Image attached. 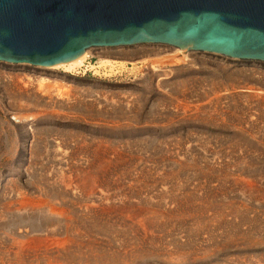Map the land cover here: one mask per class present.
<instances>
[{"label":"rangeland","instance_id":"374dc122","mask_svg":"<svg viewBox=\"0 0 264 264\" xmlns=\"http://www.w3.org/2000/svg\"><path fill=\"white\" fill-rule=\"evenodd\" d=\"M107 49L72 72L0 62V264H264V63L148 44L109 49L160 54L121 65ZM38 75L59 92L35 108L16 80ZM50 226L64 246L20 253Z\"/></svg>","mask_w":264,"mask_h":264},{"label":"water","instance_id":"95a60500","mask_svg":"<svg viewBox=\"0 0 264 264\" xmlns=\"http://www.w3.org/2000/svg\"><path fill=\"white\" fill-rule=\"evenodd\" d=\"M147 44L264 63V0H0V62Z\"/></svg>","mask_w":264,"mask_h":264},{"label":"bare ground","instance_id":"6f19581e","mask_svg":"<svg viewBox=\"0 0 264 264\" xmlns=\"http://www.w3.org/2000/svg\"><path fill=\"white\" fill-rule=\"evenodd\" d=\"M148 45V44H147ZM106 48H108L107 50H106V52L104 53L105 54V59L103 58L102 59V62H104V63H118V64H126V62H129V61H133L134 59L136 60V59H142V60H146V59H149V57H153L154 58V56H156V55H160L159 53H157V52H155V51H140V50H138L139 52H130V51H119V50H111V51H108L109 49H111V47H106ZM117 48V47H116ZM103 49V48H102ZM176 49V51H177V54H184L183 56H186L187 55V53L188 52H185V51H182V50H180V49H178V48H175ZM88 55H89V51H87L84 55H82L81 57H79V58H77V59H75V60H72V61H69V62H65V63H61V64H57V65H53V66H46L45 68H48V69H55V68H58V67H63V69L65 68V70H66V72L67 71H76L81 65H83V63H84V61L86 60V58L88 57ZM179 57H181V56H179ZM156 58H158V57H156ZM174 58V57H173ZM172 60V59H171ZM176 60V59H175ZM179 61V60H178ZM135 62V61H134ZM26 78V79H25ZM24 79L26 80L25 82L23 81V79H19V80H16V81H19V82H21L22 83V85L21 86H19V84H17L16 83V86H17V90H19V91H22V90H24V88L23 87H26L27 85H31L32 86V88H31V92H34V95L36 96L35 97V99L34 100H36V104H35V108L37 107V106H39V104H42V103H47L46 101L47 100H49V99H51V98H53L54 96H56V95H58V90L56 91V93H52L51 91H48L47 89H45L44 88V85L42 84V80L44 79V77H42V76H40V75H38V76H36V78L35 79H37L38 81H36V82H34V83H32L31 81H30V79H29V76H26ZM4 79V78H3ZM7 80H9V77H8V79ZM3 81H6V80H3ZM11 81V80H10ZM1 82V81H0ZM14 84H15V82H14ZM13 86V85H12ZM43 91H45V92H43ZM24 92V91H23ZM30 92V93H31ZM28 95H29V93H28ZM257 95V94H256ZM45 96H47V97H45ZM19 97V96H18ZM23 97V96H22ZM255 97V96H254ZM20 98V102L23 100V99H21V97H19ZM12 99V98H11ZM15 100H17V98L15 99ZM19 101V100H18ZM38 101V102H37ZM34 104V103H33ZM0 105H1V108H2V110L4 111V112H9L8 110H7V108H6V106H5V104L3 103V101H1L0 102ZM12 119H15V116H12ZM63 159V158H62ZM61 161V160H60ZM96 162V161H95ZM82 167H84V166H82ZM91 168V167H90ZM94 168V167H93ZM84 169V168H83ZM103 169H104V167H103ZM87 170H89V168L87 169ZM96 171V170H95ZM84 173V172H83ZM96 177V176H95ZM94 177V175H92L91 173H89V172H87V173H84V174H82V176H81V181L83 182L82 184L83 185H87V186H89V183H94V186H96L95 184H96V181H97V179ZM99 177V176H98ZM101 177V176H100ZM100 180V179H99ZM98 180V181H99ZM71 182V181H70ZM70 182H68L67 184H65V192L67 193H69V188H67V187H69L70 185L69 184H71ZM82 185V186H83ZM87 186H86V188H87ZM90 187V186H89ZM93 187V186H92ZM86 188H85V190H86ZM99 188H101V187H99ZM89 188H87V191H89L88 190ZM92 189V188H91ZM96 189V188H95ZM62 190V189H61ZM96 191V190H95ZM99 191V190H98ZM64 192V193H65ZM97 192V191H96ZM75 193V192H74ZM99 193H101L102 194V192H101V189H100V192ZM90 193H88L87 192V195H89ZM76 195V194H75ZM91 195V194H90ZM94 195H95V193H94ZM91 196H93V195H91ZM90 196V197H91ZM101 197L103 196V195H100ZM104 197V196H103ZM90 200H91V198H90ZM101 200V199H100ZM95 201V200H94ZM94 201L92 202L91 201V203H89V204H92V203H94ZM107 201V200H106ZM105 201V202H106ZM96 202V201H95ZM100 203V202H99ZM101 203H103V202H101ZM18 204H20V203H18ZM23 205V204H22ZM85 208L88 206L86 203H85ZM26 206V205H25ZM81 208H82V206H80ZM95 207H98V205L96 204V206ZM17 208V207H16ZM84 208V209H85ZM88 208V207H87ZM90 208H91V205H90ZM90 208H89V210H90ZM106 208V207H105ZM52 209V208H51ZM55 209V208H54ZM57 209V208H56ZM94 209V208H93ZM99 209V208H98ZM97 209V210H98ZM101 209V208H100ZM99 209V210H100ZM108 209V208H107ZM18 210V209H17ZM82 210V209H81ZM27 211V210H26ZM91 211V210H90ZM94 211V210H93ZM149 211V210H148ZM21 212H23V211H21ZM53 212V211H52ZM58 212V211H57ZM66 212V211H65ZM68 212V211H67ZM88 212V211H87ZM97 212V211H96ZM139 212V211H138ZM171 212V211H170ZM20 213V212H19ZM24 213V212H23ZM69 213V212H68ZM148 213H150V212H148ZM154 213V212H153ZM61 214V213H60ZM66 214V213H65ZM70 214V213H69ZM97 214V213H96ZM53 215H54V213H53ZM64 214H62V216H63ZM28 216V215H27ZM26 216V217H27ZM59 216V215H58ZM24 218V217H23ZM56 218V217H55ZM64 218H65V216H64ZM19 219H21L20 217H19ZM18 219V220H19ZM62 219V218H61ZM69 219V218H68ZM26 220H28V218L26 219L25 218V222H27ZM23 221V220H22ZM61 221V220H60ZM68 221V220H67ZM56 223H58V222H56ZM67 223V222H66ZM54 224V223H53ZM59 225V224H58ZM62 225V224H61ZM66 225V224H65ZM144 225V224H143ZM148 225V224H147ZM49 226V225H48ZM151 226V225H150ZM26 227H27V225L24 223V221H23V223H21L20 224V226H18V228H16L17 229V232H18V234H19V236H24V235H26L27 234V232H26ZM35 227V226H34ZM51 227V228H50ZM50 227H46V228H44V229H42L40 232H38V233H36V234H34L36 237H32V238H29V240H25V241H20L18 244H19V246H17V247H19V249H20V253H21V251L24 249H30L31 248V250H32V248H35L36 246H41L42 247V249L44 248V249H46V251L48 250L47 248L51 245L52 247H56V249H59L60 247H62V246H64L63 245V243H64V238H65V236H64V238H62V237H59V235L60 234H62V233H60L61 231H59L58 229H56V227H54V226H50ZM146 227V226H145ZM21 228H22V230H21ZM28 228H30V227H28ZM60 228V227H59ZM67 228V227H66ZM65 228V229H66ZM40 229V228H39ZM64 229V230H65ZM30 230H32L33 232H36V231H34L33 229H30ZM35 230H38V229H35ZM77 230V229H76ZM66 231H67V229H66ZM65 231V232H66ZM32 233V232H31ZM28 234H29V232H28ZM65 234V233H64ZM66 234H67V232H66ZM78 234V233H77ZM30 235V234H29ZM87 235V234H86ZM18 236V237H19ZM67 236H69V235H67ZM26 237V236H25ZM88 237V236H87ZM82 238V237H81ZM16 239V238H15ZM22 239V238H21ZM68 239V238H67ZM66 240V239H65ZM78 240V239H77ZM27 241V242H26ZM69 240H67V242H68ZM16 247V248H17ZM66 247V246H65ZM65 247H64V249H65ZM18 249V250H19ZM37 250V249H36ZM50 250V249H49ZM48 250V251H49ZM27 251V250H26ZM38 251H40L39 249H38ZM45 251V250H44ZM50 251H52V252H54L53 250H50ZM64 251V250H63ZM23 252V251H22ZM32 252H34V251H32ZM75 252V251H74ZM27 253V252H26ZM31 253V252H30ZM44 253V252H43ZM49 253V252H48ZM59 253H61V252H59ZM65 253V252H64ZM36 254V253H35ZM45 254V253H44ZM66 254V253H65ZM71 254V253H70ZM37 255H38V253H37ZM59 255V254H58ZM28 256H30V255H28ZM68 256V255H67ZM66 256V257H67ZM102 256V255H101ZM104 256V255H103ZM37 257V256H36ZM54 257V256H53ZM60 257V256H59ZM58 257V258H59ZM104 257H106V256H104ZM103 257V258H104ZM110 257V256H109ZM55 258H57V257H55ZM61 258H63V257H61ZM108 258V257H107ZM66 259V258H65ZM109 259V258H108ZM113 259H115V258H113ZM125 259V258H124ZM58 260V259H57ZM70 260V259H69ZM98 260H101V259H98ZM97 260V261H98ZM119 260V259H118ZM53 261H54V259H53ZM64 261V260H63ZM68 261V260H67ZM66 261V262H67ZM71 261V260H70ZM107 261V260H106ZM49 262H52V260L51 259H49ZM55 262V261H54ZM59 262V261H58ZM102 262V261H101ZM56 263V262H55ZM68 263V262H67ZM51 264V263H50ZM66 264V263H65ZM114 264V263H113Z\"/></svg>","mask_w":264,"mask_h":264},{"label":"built area","instance_id":"2783aa9c","mask_svg":"<svg viewBox=\"0 0 264 264\" xmlns=\"http://www.w3.org/2000/svg\"><path fill=\"white\" fill-rule=\"evenodd\" d=\"M92 61V60H91Z\"/></svg>","mask_w":264,"mask_h":264}]
</instances>
